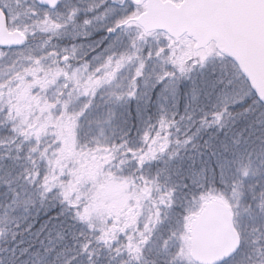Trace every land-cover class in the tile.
<instances>
[{
	"label": "snow or ice",
	"instance_id": "snow-or-ice-1",
	"mask_svg": "<svg viewBox=\"0 0 264 264\" xmlns=\"http://www.w3.org/2000/svg\"><path fill=\"white\" fill-rule=\"evenodd\" d=\"M0 264H264V0H0Z\"/></svg>",
	"mask_w": 264,
	"mask_h": 264
}]
</instances>
